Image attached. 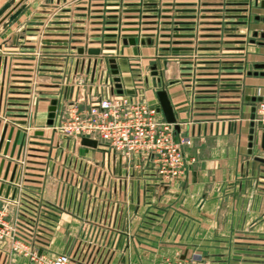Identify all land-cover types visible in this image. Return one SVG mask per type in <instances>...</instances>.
Masks as SVG:
<instances>
[{"label": "crops", "instance_id": "1", "mask_svg": "<svg viewBox=\"0 0 264 264\" xmlns=\"http://www.w3.org/2000/svg\"><path fill=\"white\" fill-rule=\"evenodd\" d=\"M13 1L17 0H0V16ZM85 2L74 7H82ZM67 3L68 0H24L0 24V91L3 86L0 111L3 114L17 117L13 104H7L6 94L14 91L8 94L14 97L8 102L19 100L18 87L14 85L20 84L19 79H25L22 74L26 71L23 67L26 59L20 52L31 49L28 45L34 42L36 33L32 29L56 5L69 9ZM71 14L76 19L83 12L80 9L68 13L57 11L54 22L50 23L55 28L49 32L53 33L51 39L58 40L50 45L67 46L66 51L73 45L75 36L70 33L75 31L72 27L76 24L60 22L68 21L65 15ZM91 21L98 27L97 18ZM257 46L259 53L248 54L253 67L264 63V45ZM146 48L153 47L141 45L137 51ZM254 71L242 81L217 74L201 88L204 91L195 98V106L182 82L162 80L176 120L192 121L179 125L177 132L191 136L192 144L185 146L184 151L187 156L195 157L181 178L167 184L154 178L139 180L132 176L118 156L102 144L79 145L73 138L59 136L43 127L52 124L54 115L48 123L51 100L59 98L63 89L51 85L58 80L55 73L40 71L37 76L42 96L36 105L37 128L31 130L33 149L27 179L33 183L28 191L30 196L45 203L42 218L59 221L47 245L49 252L71 251L81 239L91 242L95 263L99 264H169L176 257L198 259L201 264H264V162L255 159L264 155L260 144L263 130L255 128L249 153L251 114L246 116L249 105L242 103L253 87L264 88L262 70H256V74ZM4 77L5 84L1 85ZM94 78L97 80V75ZM9 79L17 80L8 84ZM150 83L152 80L147 78L144 96L150 103H156L157 89L155 85L149 86ZM91 92L96 93L94 89ZM75 93V89L67 90V96ZM1 129L2 123L0 134ZM9 132L10 127L6 137ZM16 132L12 130L10 143H1L3 154L17 155ZM59 139L61 144L57 146ZM1 160L0 177L12 179L14 163L0 156ZM73 166L91 174L96 181L85 186L80 198L76 197V188L65 198L64 181L70 179L66 170ZM1 186L3 195L12 193L13 188L7 182L0 181ZM0 264L28 262L0 247Z\"/></svg>", "mask_w": 264, "mask_h": 264}, {"label": "built area", "instance_id": "2", "mask_svg": "<svg viewBox=\"0 0 264 264\" xmlns=\"http://www.w3.org/2000/svg\"><path fill=\"white\" fill-rule=\"evenodd\" d=\"M82 1L68 0L69 9H64L65 5H56L55 10L42 16L38 26L32 29L36 33L34 42L28 45L31 49L20 52L26 59L23 63L26 71L22 74L25 79H19L20 84L14 85L18 87L16 95L19 100L8 102L14 98L8 94L14 91L6 94L7 104H13L17 117H9L0 111L2 126L18 131L19 137L17 155L0 151L2 158L16 166L12 179L0 177V181L13 188L11 194L0 192V247L22 256L28 264H99L95 263L91 242L86 240L80 239L71 251L49 252L47 245L57 219H43L42 205L45 203L28 192L33 185L27 179L33 149L31 130L37 128L36 105L42 96L38 73H55L58 80L52 81L51 85L63 89L56 98L52 124L43 127L59 136L71 137L79 145L82 137L95 139L97 145L102 144L107 151L118 156L126 169L131 170L132 176L139 180L154 178L167 184L181 178L187 166L195 161L194 156H187L184 151L185 146L192 144V138L177 132L173 123L165 121L158 102L150 103L145 98L143 84L147 78L140 71V62L131 63L128 80L120 76L122 91L118 93L109 59L118 56L116 52L122 45L156 46L153 64L149 68L151 76L157 78L158 84L162 78L182 82L195 106V98L204 91L201 88L217 74L240 81L248 74L246 43L251 42L246 20L250 19L252 7L259 6L261 0H98V3L86 0L82 7H74ZM73 8L82 10L83 14L76 19L73 14L65 15L68 21H60L76 24L72 27L75 31L70 33L75 36L74 43L66 51L67 46L50 45L58 40L50 37L53 33L49 31L55 28L50 23L54 22L57 11L68 13ZM94 18L98 19V27L92 25L94 21L91 19ZM139 20L144 24H139ZM138 26H144L146 33L137 34L138 30H132ZM170 27L173 28L172 34L168 32ZM123 29L136 34H123ZM124 38L127 41L132 38L134 43L128 41L124 44ZM78 48L83 51L78 52ZM90 48L99 49V53H89ZM107 48H111L108 50L111 53L106 52ZM5 79L1 85L5 84ZM12 80L17 79H9L8 84ZM69 88L75 89L76 93L67 96ZM91 89L96 93L93 94ZM252 89L249 96L261 97L255 101L254 122L264 131V88ZM0 94L2 96L3 86ZM11 140L12 137L4 135L2 142L10 143ZM60 144L59 139L57 146ZM66 171L70 179L64 181L65 198L75 188L78 190L76 197L80 198L85 186L96 181L91 174L81 172L75 166ZM168 262L201 264L198 259L180 257Z\"/></svg>", "mask_w": 264, "mask_h": 264}, {"label": "rangeland", "instance_id": "3", "mask_svg": "<svg viewBox=\"0 0 264 264\" xmlns=\"http://www.w3.org/2000/svg\"><path fill=\"white\" fill-rule=\"evenodd\" d=\"M15 1H13L14 3ZM13 3L11 5H13ZM10 5V6H11ZM256 16H259V19H255ZM1 17V16H0ZM264 17V9H261L260 5H254L251 9V15H250V19L246 20V28H248V31H249V39H255V42L254 43H246V46L248 48V54L249 53H254L256 51H259V47L257 46V37L254 36V32H257V33H260L262 30H264V21H263V18ZM138 23L140 24H144V21H138ZM173 29L172 27H170V31L169 34H172V30ZM125 32H123V34H144L146 33L145 30H144V26H138V27H134L132 30H138L136 33H133V32H128L129 29H123ZM131 30V29H130ZM160 30H164L163 28H160ZM168 30V29H166ZM159 36H162V35H159ZM129 46V45H127ZM125 47V46H121L119 48V52H116V54H118L117 57H115V60H116V63H117V67H118V70H119V76H123V77H127L125 78V80H128L129 79V75L131 74V68H130V65L131 63H135L134 61H138L140 62L139 63V66H141V73L142 75L145 76V78H149L150 80H152V84L150 83L149 86H152V85H155V88L158 90V89H164L165 87V84L162 82L163 78L161 79V82H159V84L157 83V78L155 77H152L151 76V72H150V66L153 64V60H152V55H155V50L157 49L156 46L155 48L151 49V48H146V49H142L140 51H137V49H139L138 47H134V49L132 48H129V47ZM111 48H107V53H111V51H108L110 50ZM256 53H259V52H256ZM249 60V58H248ZM162 67V65H161ZM254 69L253 65L251 64L250 60H249V71H252ZM108 76V74H107ZM163 76V74H162ZM166 82H168L166 80ZM157 83V84H156ZM144 86V89L147 87V84H143ZM157 98V97H156ZM244 102V104L246 105H249V107L247 108V117H248V113L249 115L252 113L251 112V106H256V103L255 102H249V101H246V100H243L242 103ZM248 102V104H247ZM39 106H43V105H39ZM250 119V117H249ZM257 127L256 123L254 122V129ZM256 129L254 130V134L256 133ZM258 137V136H256ZM59 221H57L58 223ZM60 224H58L59 226ZM51 253V252H50Z\"/></svg>", "mask_w": 264, "mask_h": 264}, {"label": "water", "instance_id": "4", "mask_svg": "<svg viewBox=\"0 0 264 264\" xmlns=\"http://www.w3.org/2000/svg\"><path fill=\"white\" fill-rule=\"evenodd\" d=\"M24 0H17L13 3V5L10 6V8L0 17V24L23 2ZM260 6L261 7H264V0H261L260 1ZM255 19H259V16H256ZM263 21H264V17L262 18ZM257 32H254V36ZM262 36H264V32L261 33ZM129 43L133 44L134 43V40L132 38H130L129 40ZM127 39H123V43L124 44H127L128 43ZM251 43H254L255 42V39H251L250 40ZM141 43H144L143 40H141ZM78 52H82L83 49L82 48H78L77 49ZM88 52L91 53V54H97L99 53V49L97 48H90L88 49ZM95 63V62H94ZM109 67H110V72L111 74L113 75L112 79L114 81V87L116 88V92L118 93H121V82H120V76L118 75L119 73V70H118V67H117V63H116V60L114 58H110L109 59ZM153 68V66H152ZM254 74L257 73L256 70L258 69H261L262 71L260 72L261 75L264 74V63H258V64H255L254 66ZM251 71L248 72V74H250ZM153 74H155V71H153ZM156 97H157V101L160 105V108H161V111H162V114H163V117L165 119L166 122H169V123H173L174 126H175V129L178 130L179 129V125L177 123V120H176V117H175V114H174V111H173V108H172V105H171V102L169 100V97H168V94H167V91L165 89H158L156 91ZM244 99L246 101H249V102H255L256 100H260L261 97L258 96V97H255V96H249V95H246L244 97ZM51 103L52 105L49 107L50 109V113H49V119H48V123H51L52 122V116L54 115V112L53 110L55 109V103H56V100L55 99H52L51 100ZM254 110H255V107L254 106H251V128H250V131H249V143H248V146H249V153H251V146H252V140H253V136H254ZM7 130V125H3L2 126V129H1V134H0V145L3 141V137L5 135V132ZM12 128H10V132H9V135L8 137L11 136V132H12ZM17 136H18V131L16 132V137L14 138V140L17 139ZM80 143L81 145H84V146H88V147H96L97 145V141L95 139H91V138H88V137H82L81 140H80ZM8 143H6L7 145ZM261 148L264 149V131L261 132ZM6 148V147H5ZM6 151V150H5ZM256 160L258 161H261V162H264V157L262 156H256L255 157ZM3 164V160H1L0 162V166H2ZM9 166V163H7V167ZM15 165H14V169H15ZM2 188V186L0 187V189ZM1 191V190H0Z\"/></svg>", "mask_w": 264, "mask_h": 264}, {"label": "flooded vegetation", "instance_id": "5", "mask_svg": "<svg viewBox=\"0 0 264 264\" xmlns=\"http://www.w3.org/2000/svg\"><path fill=\"white\" fill-rule=\"evenodd\" d=\"M264 30H262L260 33H256L255 37H257V44L259 45H264V36L261 35V33H263Z\"/></svg>", "mask_w": 264, "mask_h": 264}]
</instances>
